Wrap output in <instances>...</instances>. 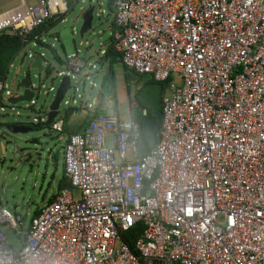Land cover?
Instances as JSON below:
<instances>
[{"label":"built area","instance_id":"built-area-1","mask_svg":"<svg viewBox=\"0 0 264 264\" xmlns=\"http://www.w3.org/2000/svg\"><path fill=\"white\" fill-rule=\"evenodd\" d=\"M67 10L20 0L0 34ZM111 12L122 65L163 86L157 141L141 153L138 123L114 112L71 134L68 185L15 233L18 249L0 229V264H264V0H113ZM65 62L58 75L80 83L79 52ZM64 126L58 113L49 129ZM0 224L21 225L6 209ZM137 224L133 251L120 236Z\"/></svg>","mask_w":264,"mask_h":264},{"label":"rangeland","instance_id":"rangeland-1","mask_svg":"<svg viewBox=\"0 0 264 264\" xmlns=\"http://www.w3.org/2000/svg\"><path fill=\"white\" fill-rule=\"evenodd\" d=\"M89 1L79 0L76 5H73L74 8L65 16V19L56 24L53 33L58 34L57 41L53 40L52 36L45 38L49 44H53L58 58L63 61H65L66 56L75 51H78L79 56L83 57L85 51L80 43L87 42L85 47L89 50V56L85 66L78 75L80 79L86 70H89L94 76L89 80L78 83L77 91H69L67 97L70 99L74 97L76 100L75 106H79L81 102L84 104L88 94L90 97H94L99 90V88L92 87L91 81L96 82L97 87L101 86L104 83L103 74L107 70V72L111 73L109 75H111L115 82L116 112L121 120H125L128 117V106L125 97L127 91L130 90L132 92L136 83L145 82L150 76L144 74L135 77L130 72L126 75L118 59L106 58L101 54L100 49L105 50L107 48L110 39L109 33L112 29V12L109 9L107 0H94L96 10L94 11L92 29L83 36L79 35L82 22L81 11L82 8H87ZM17 2L18 0L14 1L13 4ZM27 2L34 4L35 0H27ZM73 29H75V33ZM25 51L26 54L27 52L32 54L41 52L40 49L31 46L25 48ZM44 58L50 64V74L48 76L44 71L31 69L30 59L27 56H23L22 53L14 58L6 79L8 89H11L14 80L22 79L25 72L30 73L33 82L38 85L43 84L44 88H40L39 95L35 99L36 104L32 105L31 109L26 107L29 104L23 102L17 104L14 111H11L10 108L0 110L1 124L3 122L9 123L14 121L32 122L34 118L38 119L42 116L39 111L41 110V106H45L46 103L50 102L54 95L53 92H49L48 94H45V92L51 85H57V80L53 81L52 75L55 71L64 68V64L60 65L52 54L46 52ZM91 64L94 65L93 68H91ZM34 75L38 78H35ZM104 87L105 89L107 88L106 83ZM111 96L107 97L112 100ZM128 97L130 100L135 98L134 95H128ZM111 112L108 111V113ZM1 133L5 136V140L2 143L0 141V144L4 147L2 148L0 145V209L4 207L9 212H15L20 215L23 224L21 230L23 232L27 229L34 211L43 204V197L53 194L55 185L60 178L61 161L55 170L51 157L58 154L60 145L64 141V136L52 132L49 127H42L27 134L15 135L14 139L18 144V148L23 153L20 158L15 159L13 157L14 150L9 144L11 136L8 137L2 129H0ZM33 140H36V142H33ZM73 194L76 197L78 196L77 191H74ZM3 225L4 227L0 226V228L6 229L5 224ZM16 231L13 229L5 231L6 240L14 249L20 247L19 238L21 240V234L15 235Z\"/></svg>","mask_w":264,"mask_h":264},{"label":"water","instance_id":"water-1","mask_svg":"<svg viewBox=\"0 0 264 264\" xmlns=\"http://www.w3.org/2000/svg\"><path fill=\"white\" fill-rule=\"evenodd\" d=\"M95 3L94 0L88 2L87 8H82V22L79 29V35L83 36L85 33L92 29V22L94 19V11ZM97 17L98 15L95 14ZM44 58L42 56H38L33 60L30 64L31 69H38V71L46 72L47 67L50 68V64L44 65ZM63 69L59 71H55L52 75V80H57V85H51L45 94L49 92H53V98L50 102L46 103L45 106H41L40 113L41 117L38 119L34 118L32 122H21L14 121L2 124L0 123V129L10 137L9 141L10 146L13 148L14 153L13 157L15 159L20 158L22 156V151L18 148V144L14 139L15 135L18 134H27L42 127H49V125L53 122L58 113L61 112V109L66 108V104L64 103L66 100H69L67 97V93L69 91L76 92L77 85L76 83L71 81L70 75L63 74L59 76V72L66 70V63L63 65ZM35 78H38L34 75ZM40 88H44V85H38L33 82L30 73L25 72L22 79L14 80L11 89L5 90L2 96V101L0 105V110L3 108H10L11 111H14L15 106L19 103L25 102L27 108L32 107V105L36 104V97L39 95ZM163 93V86L160 83L155 82L154 80L144 84L136 93L135 97L138 104L141 108H145L147 110L161 109V96ZM63 105V106H62ZM18 115V113H16ZM1 116V114H0ZM37 122V123H36ZM160 126V116H148L143 118L141 128L143 135L148 139L150 146L153 148L157 141V133ZM5 140V136L0 134L1 143ZM36 142V140H33ZM2 147L3 145L0 144ZM4 148V147H3ZM142 156V155H141ZM16 163V161H15ZM13 216L16 218H21L19 214L13 212Z\"/></svg>","mask_w":264,"mask_h":264},{"label":"crops","instance_id":"crops-1","mask_svg":"<svg viewBox=\"0 0 264 264\" xmlns=\"http://www.w3.org/2000/svg\"><path fill=\"white\" fill-rule=\"evenodd\" d=\"M14 1H16V0H0V13L4 12L6 10L12 9V8L16 7L17 5H19L20 0H18V2L16 4H13ZM65 1L68 4V10H67L66 13L60 14V15H64V18L60 22H62L65 19V16L74 8L73 5L74 4L76 5L79 0H65ZM80 2H82V1H80ZM52 17H54V16H52ZM111 17L113 18L112 15H111ZM55 26L56 25H54L53 27H51L50 29H48V31H41V33L34 34L37 37L36 40H32L33 37H34V35H32V37L29 38V36L31 34H27L23 38L20 36L21 37V40H22V43L24 45H23V47L20 48L19 51H17L13 55L11 61L9 62L8 66H7V69L5 70L4 78L3 79L1 78V75H0V80H1V82L3 84H6V86H7L6 79H7L8 71H9V69L12 66V63H13L14 58L16 56H18L20 53H22L23 56H27L30 59V63H32L33 60L35 58H37L38 56H42L44 58L46 52L52 54L54 57H55V55L58 56L56 50L54 49L53 44H49L47 42L46 38H45V37H51L52 36L53 40H56L57 41L58 34L53 33V29L55 28ZM74 31H75V29H74ZM7 35H9V34H7ZM82 43H87V42H82ZM86 45H82L84 47V51H85L84 52V55L82 57V60H83L84 64H86V60H87V58L89 56V50H88V48L85 47ZM29 46L36 47V48L40 49L41 52L40 53H35V54H32V53H28L27 52V54H26L25 48H27ZM106 49L105 50L104 49H100L101 51L104 52V53L101 52V54L103 56H105ZM51 50H53L54 52H52ZM117 59L120 62V59L119 58H117ZM43 63H44V65L49 64V62H47L45 58L43 60ZM121 65H122V63H121ZM90 66H91V68L94 67L93 64H91ZM123 68H124V66H123ZM85 70H86V68H85ZM125 73H126V71H125ZM109 74H110V72H107V70L104 72V74H103L104 75V78H103L104 79V83L101 84V86H99V87L96 86V84H97L96 82H92L91 81L92 87L99 88V90L94 95V97H90V95L88 94L87 97H86V100L84 101V104L81 102V104L79 106H75L74 105V107L79 108V110L77 112L73 113L70 116V118L68 119L67 123L65 122L66 123L65 124V128H63V131L58 134V135L64 136V141L60 145V150L58 151V154L56 156H52L51 158L53 160V164L55 165V170H56L58 164L61 161L60 178L58 179L57 184L55 185V188L53 190V194H51L50 196L43 197V204L40 207H38L35 211H39L45 204L53 201L54 198H55V195L57 194V192L62 188L64 182L67 181V178H66V176L64 174V168H63L62 149H63V146H64L65 142L67 141L68 137L71 134H73V133H77V132L81 131L87 125V124H85V119L87 118V116L89 114H92L95 110H102L101 111L102 113H100V114L108 113V111H112L114 113H117L116 112V110H117V106H116L117 101H116V98L111 100V98L107 97V96H110V95L105 93L104 84L108 82L107 79L109 77ZM93 76H94V74L92 72H90L89 70H86L85 74L79 80L80 81H86V80H89ZM137 82H138V80H137ZM143 83L144 82L138 83V84L136 83V86H135L134 90L132 92H130V90H128L127 93H126V96L125 97H126L127 106H128V117L127 118H131L130 117V114H129V107L130 106L131 107L137 106L135 98L133 100L132 99L130 100L129 97H128V95H130V96H133L134 95L135 96L136 93H137V91L143 86ZM5 90H8V89H5ZM2 96H3V94L1 93L0 94L1 101H2ZM67 108L61 109L60 114H63V112ZM117 115H118V113H117ZM60 155H61V160H60ZM1 209H6V208L1 207ZM35 211H34V213H35ZM17 219L19 220V222L21 223V225H20L19 229L16 232L22 231L21 229H22V225H23L22 224V219L21 218H17ZM0 226L4 227V225H2V224H0ZM0 229H2L4 232L7 231V230H9L8 228H6V229L0 228Z\"/></svg>","mask_w":264,"mask_h":264},{"label":"trees","instance_id":"trees-1","mask_svg":"<svg viewBox=\"0 0 264 264\" xmlns=\"http://www.w3.org/2000/svg\"><path fill=\"white\" fill-rule=\"evenodd\" d=\"M107 1H108L109 9H111V5H112L113 0H107ZM63 18H64V15H58V16L48 18L44 24H42L37 29H35L32 33H30L31 35L29 36V38L32 37V35H34V34L41 33V31H48V29H50L54 25H56L57 23H60V21ZM111 27H112V30L117 29V26L115 25L113 20L111 23ZM23 45L24 44L22 43L21 37L18 35H7L5 33L0 34V75H1L2 79L4 78L5 70L7 69V66H8L9 62L11 61L13 55L17 51H19L20 48L23 47ZM51 51L54 52L53 50H51ZM105 57H108L111 59L119 58V55L114 51V44H113L112 37H110V39L108 41V46H107V49L105 52ZM55 58L58 60L60 65L66 63L65 61L59 59L57 55H55ZM124 69L126 71V74L130 72L135 77L140 76V75L134 73L132 70H129L125 66H124ZM46 72L47 73L50 72L49 67H47ZM109 76L110 77H108V79H107L108 82L106 83L107 88L105 89V93L112 95L111 97L113 99H115L116 98L115 82L112 79L111 75H109ZM151 81H153V80L150 77L148 80H146L143 83V85L148 83V82H151ZM135 100H136V97H135ZM136 104H137V106H135V107H131V106L129 107V114H130V117L132 118V120L135 121L136 123H138V125H139V130H140V135H141V143L139 146V150L141 153H147V152H150L151 150H153V148L150 146L148 139L142 133L141 124H142L143 117L140 114L141 106L138 104L137 100H136ZM0 105H1V99H0ZM78 110H79V108H77V107L69 106L63 112V117H64L65 122L67 123L70 116L73 113L77 112ZM101 111L102 110H95L92 114H89L87 116V118L85 119V124L88 125L95 116L102 113ZM147 111H148V116H160V110L151 109V110H147ZM64 128H65V126H64ZM67 185H68V182L65 181L62 187H65ZM39 212H40V210L35 211L33 216L38 215ZM142 231H143V226L141 224H137L133 228L128 229L125 232H123V234L120 236V240L122 242H126L129 245V247L131 248V250L135 251L134 250V242H135L136 238L142 233Z\"/></svg>","mask_w":264,"mask_h":264}]
</instances>
